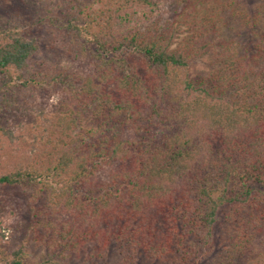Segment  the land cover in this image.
<instances>
[{
    "label": "trees",
    "instance_id": "obj_1",
    "mask_svg": "<svg viewBox=\"0 0 264 264\" xmlns=\"http://www.w3.org/2000/svg\"><path fill=\"white\" fill-rule=\"evenodd\" d=\"M3 194L0 264H264V0H0Z\"/></svg>",
    "mask_w": 264,
    "mask_h": 264
},
{
    "label": "rangeland",
    "instance_id": "obj_2",
    "mask_svg": "<svg viewBox=\"0 0 264 264\" xmlns=\"http://www.w3.org/2000/svg\"><path fill=\"white\" fill-rule=\"evenodd\" d=\"M30 1H36V0H30ZM253 1V0H252ZM160 15L163 18H167L170 15V8H168L166 5H162V9L160 11ZM207 61L206 59H199L196 60L194 63H192L190 67L191 75L195 76L198 73L204 71L206 69ZM74 69L78 68L77 64H73ZM81 67V66H80ZM46 106L48 108H52L57 105L58 98L56 96H51L47 100L44 101ZM19 153V151H17ZM16 151H13L14 155H18ZM5 198V195L0 196ZM8 203L5 207V213L2 214V227H1V233L3 234L1 241L3 244H5L8 247H14L17 246L20 243H23L25 241L26 235L28 234V231L26 227H28V224L30 223V217L27 212L26 203L24 198L21 195H15L12 196L11 199L7 200ZM218 230H220V227H217V233ZM42 233H40L41 235ZM219 235V234H218ZM28 238L26 241H28L27 247L31 253V258L34 262H40V259L42 257H46V253L50 251V249H47V247L39 242V237L35 235L27 236ZM221 244L218 245L216 249V254L221 251ZM88 249V248H87ZM90 249L87 250V252ZM58 253V251H55V253ZM82 259H84L81 256V259L78 260L79 263H81ZM214 259V255L210 257V260ZM109 263V264H118L120 263V257L113 253L111 250L110 255L107 257L106 261L103 262V264ZM77 264V263H76ZM141 264H150L146 260H142ZM155 264H167V263H160L156 262ZM199 264H211L210 261L202 262Z\"/></svg>",
    "mask_w": 264,
    "mask_h": 264
}]
</instances>
